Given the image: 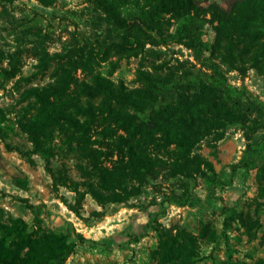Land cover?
Returning <instances> with one entry per match:
<instances>
[{"label":"rangeland","instance_id":"rangeland-1","mask_svg":"<svg viewBox=\"0 0 264 264\" xmlns=\"http://www.w3.org/2000/svg\"><path fill=\"white\" fill-rule=\"evenodd\" d=\"M245 5L246 0H199L210 22L203 40L214 43L219 18L244 12ZM253 9L249 26L236 33L234 41L241 46L242 39H250L261 49L259 59L254 67L230 71L227 77L231 86L246 89L264 104V30L259 28L264 2L253 4ZM102 16L86 0H54L49 7L35 0H0V221L20 219L32 238L49 235L73 244L58 264H264V156L246 171L233 170L247 143L239 126L221 131L219 140L205 137L188 153L174 143L177 138L192 141L208 116L223 113L219 100L207 91L186 88L137 136L118 131L123 161L143 162L149 168L140 194L123 203L93 197L73 155L60 154L64 136L54 133L49 162L34 151L26 126L42 103L54 100L40 101L26 91L54 80L70 46L85 40L111 42L114 36L108 34ZM162 19L172 33L171 15L163 14ZM44 52L57 56L39 73L36 65ZM108 61L118 63L111 79L122 80L128 88L139 86V68L154 73L157 67L165 74L179 63H194L192 51L175 43L146 44L138 56L112 55ZM95 69L106 74L110 66L102 63ZM74 77L77 83L89 80L81 69ZM77 86L71 85L67 93ZM136 143H149L150 151H140ZM187 154L194 159L192 166L174 159ZM117 160L116 154L109 155L102 165L110 170ZM47 166L63 168L68 181L55 180ZM201 174L231 184L210 188ZM166 197L188 201L167 204ZM229 210L235 215L225 229Z\"/></svg>","mask_w":264,"mask_h":264},{"label":"trees","instance_id":"trees-1","mask_svg":"<svg viewBox=\"0 0 264 264\" xmlns=\"http://www.w3.org/2000/svg\"><path fill=\"white\" fill-rule=\"evenodd\" d=\"M35 1L49 7L54 0ZM86 1L103 13L102 21L109 26L108 34L114 38L109 43L85 40L70 46L66 49L67 61L58 66L54 80L26 91L28 96L40 101L54 100L42 103L26 126L25 131L36 153L49 162L53 156L49 143L54 139V133L64 136L60 154L64 157L73 155L75 168L81 177L88 179L85 185L90 187L93 197L101 202L123 203L140 194L149 168L143 162L123 161L124 152L116 143L121 138L117 136L118 131L137 136L140 128L163 115L182 91L193 88L211 93L219 100L223 113L208 116L194 132L192 141L177 138L174 143L183 152H190L205 137L214 136L219 140L221 131L239 126L247 134V143L233 170L246 171L264 156V104L254 100L246 89L231 86L227 77L230 71H243L247 65L254 67L259 59L261 49L254 47L250 39H242L241 46L234 40L236 33L240 34L249 26L254 14L253 4L260 0H246V10L238 15L221 16L219 33L212 44L202 38L204 28L210 22L203 16L206 11L198 7L199 0ZM163 14H170L174 20L172 33L168 31L169 22L162 19ZM259 28L264 30V20H260ZM168 43L184 44L192 51L194 63H179L165 74H160L157 67L153 68L154 73L139 68L136 72L139 86L136 88H128L122 80L111 79L118 69L117 61H108L112 55L119 59L130 58L140 55L146 44ZM54 56L57 55L41 54L36 65L39 73L45 71ZM102 63L110 66L106 74L95 69ZM79 69L89 76L88 81L77 83L74 75ZM74 84L79 85L77 89L67 93ZM136 147L140 151H150L149 143H136ZM114 154L118 157L116 165L110 170L104 168V158ZM174 159L181 160L185 166L194 164L189 154L184 159ZM47 167L55 180L68 181L63 168L52 170ZM201 175L210 188L231 184L213 174ZM186 198L182 201L166 197L164 201L181 206L188 201ZM234 215L233 210L228 211L225 229ZM72 248L73 244L57 242L49 235L30 237L20 219L0 221V264H58Z\"/></svg>","mask_w":264,"mask_h":264}]
</instances>
